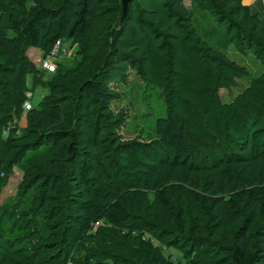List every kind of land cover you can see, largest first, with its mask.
I'll list each match as a JSON object with an SVG mask.
<instances>
[{
    "label": "trees",
    "instance_id": "1",
    "mask_svg": "<svg viewBox=\"0 0 264 264\" xmlns=\"http://www.w3.org/2000/svg\"><path fill=\"white\" fill-rule=\"evenodd\" d=\"M188 1L0 0V189L22 170L0 264H264V73L218 93L247 75L219 44L264 66V21L242 0ZM57 41L79 59L45 81L26 50ZM128 68L167 107L150 141L117 133L110 83Z\"/></svg>",
    "mask_w": 264,
    "mask_h": 264
},
{
    "label": "rangeland",
    "instance_id": "2",
    "mask_svg": "<svg viewBox=\"0 0 264 264\" xmlns=\"http://www.w3.org/2000/svg\"><path fill=\"white\" fill-rule=\"evenodd\" d=\"M184 2L189 6L188 0H184ZM193 14L194 23L200 35L208 41L217 39V34L212 30L213 27L208 16L201 15L200 12L195 10ZM66 45L68 47L66 49L67 54L65 56L56 57L54 70H46L42 76L43 80H48L55 73L56 62H60L64 69L72 68L77 63L79 59L77 55V44H72L69 41ZM224 45L225 43H220L219 48L231 60H234L247 70V75L238 78L234 86L219 88L218 93L220 99L228 103L248 85L250 78L257 77L264 73V66L252 53H241L231 44L226 47H224ZM26 54L37 69L44 71L41 68V63L46 56H43L41 49L30 47L26 50ZM28 83H30V78H28ZM110 86L118 93L117 98L112 101L110 109L114 114H121L124 119V123L117 129L119 136H121L123 140L132 139L142 142L158 138L156 123L159 118H164L167 115V107L159 90L145 83L139 74L131 68L127 69L124 80L112 81ZM46 93H48V88L44 84L37 85L32 91L26 92L25 100L28 99L31 106H36ZM22 118L23 116L18 120V125L21 127H23V125L19 123H22ZM21 179L22 170L18 167H14L13 173L7 176L5 184L0 189V204L12 200L15 197ZM173 253L179 257L177 252L173 251Z\"/></svg>",
    "mask_w": 264,
    "mask_h": 264
},
{
    "label": "built area",
    "instance_id": "3",
    "mask_svg": "<svg viewBox=\"0 0 264 264\" xmlns=\"http://www.w3.org/2000/svg\"><path fill=\"white\" fill-rule=\"evenodd\" d=\"M66 54L67 50L64 47H61L60 42L57 41L53 49L50 51V53L47 54L46 58L42 61L41 68L43 70H54L56 57L59 55ZM22 107L24 111L28 110L31 107L28 99L23 101Z\"/></svg>",
    "mask_w": 264,
    "mask_h": 264
},
{
    "label": "crops",
    "instance_id": "4",
    "mask_svg": "<svg viewBox=\"0 0 264 264\" xmlns=\"http://www.w3.org/2000/svg\"><path fill=\"white\" fill-rule=\"evenodd\" d=\"M242 3L244 5H247L251 8L253 13H257L259 17L264 21V0H242ZM22 124L25 126L26 120L25 117L23 116L22 118Z\"/></svg>",
    "mask_w": 264,
    "mask_h": 264
},
{
    "label": "water",
    "instance_id": "5",
    "mask_svg": "<svg viewBox=\"0 0 264 264\" xmlns=\"http://www.w3.org/2000/svg\"><path fill=\"white\" fill-rule=\"evenodd\" d=\"M129 0H121L122 3V15L125 14L126 10H127V3Z\"/></svg>",
    "mask_w": 264,
    "mask_h": 264
}]
</instances>
